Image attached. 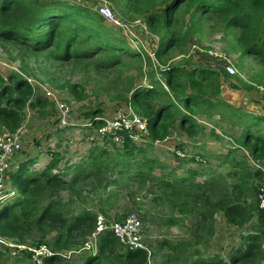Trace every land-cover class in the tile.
I'll return each instance as SVG.
<instances>
[{
    "label": "rangeland",
    "instance_id": "374dc122",
    "mask_svg": "<svg viewBox=\"0 0 264 264\" xmlns=\"http://www.w3.org/2000/svg\"><path fill=\"white\" fill-rule=\"evenodd\" d=\"M65 1L88 10L96 23L108 31L105 38L114 37L131 49H137L123 29L109 23L99 13L101 6L109 7L120 22L134 29L139 36L143 63L129 54L124 56L121 64L112 68L100 65L102 54L91 58L81 54L61 61L54 57V47L36 50L27 44L0 38V75L7 81L16 75L26 79L33 87L31 102L35 103L39 97L45 100L40 105H30L29 102L23 108L22 123L14 132L0 120V138L11 134L20 142V150L6 158L8 169L3 177L6 196L4 194L0 198V208L10 202V192L18 193L11 180L13 173L30 160L33 164L29 171L39 172L58 156V168L53 172L67 173L65 180L70 181L76 167L87 164L93 153L98 155L104 150L113 157L117 156V149L123 146L103 140L96 130L86 131L84 122L92 117L90 114L94 111L100 112L96 114L99 117H113L118 109L131 102L135 89L149 86L152 79L168 89L161 71L172 66L186 70L201 67L217 73L221 93L214 84L208 83L200 95L207 101L220 104L215 109L207 110L203 106L194 111L197 126L190 131L183 130L175 119L170 136L148 152L151 159L165 168V174L174 168L178 175L186 178L191 176L189 171L199 172L200 175L195 179L199 184L211 178L220 181L219 176L226 177L229 190L236 184L233 163H244L253 171L264 172V162L256 161L239 137L244 129L242 121L245 120V114L264 115V66L257 56L246 52L239 40V29L226 27L224 21L214 15L196 17L194 22H187L186 25L177 16L170 29L176 31L183 41L159 59L155 50L160 42V32L166 29H149L146 16L153 11H160L166 0ZM75 49L76 52L83 51V45H77ZM228 67H232L235 72H229ZM62 101L71 109L67 117L68 125H63L60 117ZM137 112L147 118L141 111ZM231 150H237V154L231 156L229 161L216 158L229 155ZM185 153L197 161L190 162L192 158L189 156L181 159L178 155ZM131 159L124 158L121 162L126 164L127 161L132 162ZM115 169L109 176L112 183L107 189L96 191L89 183L78 196L66 190L59 197L65 199L64 204H69L73 210L86 209L97 213L109 232L113 225L123 222L129 214L136 213L142 221L144 239L149 248L147 264H192L199 258L215 256L230 261L244 244L242 236L257 223L254 220L240 227L229 222L223 212H217L211 228L198 229L200 216L197 208L204 207L209 195L205 196L195 186L186 187L183 194H163L148 181L147 175L138 180L133 177L134 171L121 174L120 168ZM159 174L160 171L156 169L154 175ZM254 185L264 189V175ZM218 196V192L211 194V199L216 200ZM100 237L94 239L91 236L88 242L98 247ZM55 239L56 236L51 234L45 238L34 234L25 242L0 237V262L33 264L30 260L26 263V260L21 259L27 258L24 255L13 256L9 250L10 244L30 248L46 246L60 254L61 264H86V260L92 256L85 251L78 253L80 249L77 247L58 252L53 244ZM115 251L116 255L123 257L128 252L121 242ZM111 262L121 264L115 257ZM111 262L105 259L100 264Z\"/></svg>",
    "mask_w": 264,
    "mask_h": 264
},
{
    "label": "trees",
    "instance_id": "16d2710c",
    "mask_svg": "<svg viewBox=\"0 0 264 264\" xmlns=\"http://www.w3.org/2000/svg\"><path fill=\"white\" fill-rule=\"evenodd\" d=\"M206 15L218 16L226 27L239 29V40L246 52L257 56L264 66V0H166L160 11H153L146 16L149 29H166L165 32H160L156 57L161 59L183 41L176 31L170 29L177 16L186 25L187 22H194L196 17ZM105 29L103 25L96 23L95 17L88 10L65 0H0V38L27 44L36 50L54 47L52 53L61 61H68L81 54L90 58L102 54L100 65L112 68L121 64L124 56L129 54L143 63L141 51L131 49L114 37L105 38L109 34ZM77 45H83V51L76 52ZM161 73L168 89L152 79L149 86L135 89L131 98L135 110L141 111L148 119L151 142L141 147L125 137L123 147L117 149V156L113 157L104 150L98 155L93 153L87 164L76 167L70 181L65 180L67 173L53 172L58 168V156H55L46 169L39 172L29 171L32 160L23 164L11 179L18 193H9L10 202L0 208V237L25 242L34 234H40L42 238L51 234L56 236L53 244L58 252L74 247L81 250L88 238L95 233L99 215L86 209L79 211L69 208L70 205L64 204L65 199L59 197V194L68 190L78 196L89 183L96 191L105 190L112 183L109 176L114 173L115 168H120L121 174L134 171V179L141 180L147 175L148 181L163 194L172 192L179 195L185 192L186 187L195 186L205 196L209 195L204 201V207L197 208L200 216L198 229L211 228L217 212H223L229 222L240 227L257 220L251 231L242 236L244 244L230 261L215 256L199 258L192 264L264 263V208L260 205L262 186L259 188L254 185V182L263 178L262 170L253 171L247 164L233 163L236 184L229 190L226 177L219 176L220 181L211 178L199 184L195 181L199 172L189 171L191 176L186 178L178 175L174 168L165 174V168L158 166L148 155L154 142L163 141L170 136L175 119L183 130L190 131L197 126L194 111L203 106L207 110L215 109L220 104L207 101L200 95L208 83L214 84L221 93L217 73L201 67L186 70L175 66L164 69ZM32 96L33 87L26 79L16 75L7 81L0 75V120L7 129L13 132L18 129L23 120L22 110L29 102L30 105L45 103L41 97L32 103ZM98 113L100 112L94 111L90 116L95 117ZM263 124L264 115L245 114V120L242 121L244 129L239 136L242 145L259 162H264ZM236 154L237 150H231L229 155L216 158L229 161ZM124 158H132V162L127 161V167L121 162ZM189 161L197 159L193 157ZM156 169L160 171L159 176L154 175ZM217 192L218 198L211 199V194ZM100 236L99 254L90 256L86 264H100L105 259L111 262L114 257L121 264H147V252L128 251L124 257L116 255L115 250L120 242L114 234L105 231ZM170 248L174 250L173 247ZM1 256L0 253V261ZM21 259L26 260V263L29 261L28 258ZM60 260L61 257L55 255L51 263L61 264ZM20 263L21 261H17L14 264Z\"/></svg>",
    "mask_w": 264,
    "mask_h": 264
},
{
    "label": "built area",
    "instance_id": "2783aa9c",
    "mask_svg": "<svg viewBox=\"0 0 264 264\" xmlns=\"http://www.w3.org/2000/svg\"><path fill=\"white\" fill-rule=\"evenodd\" d=\"M99 13L108 21L109 23L120 27L125 31L126 37L133 43L134 47L141 51L140 48V38L134 29L129 27L127 24L120 22L111 9L107 6H101ZM227 70L234 73L232 67H228ZM51 93H48V95ZM60 103V110L62 117V124L68 125L67 117L70 115L69 105L62 101ZM84 129L96 130L98 135H101L103 140L109 143L123 146L125 142V137H128L134 144L145 147L151 142V132L149 129L148 119L141 116L133 107L130 102L126 107H122L117 110L113 117H91L84 122ZM164 142V141H163ZM163 142L156 141L154 146H160ZM20 150L19 139L14 135H4L0 138V198L4 197L5 186H4V173L8 169L6 164V158L9 154L14 151L18 152ZM182 159L189 156V154H178ZM192 158L191 156H189ZM3 178V180H2ZM12 195V192H10ZM16 193H13L15 195ZM1 200V199H0ZM261 207L264 208V189L261 190L260 194ZM98 227L93 233L92 237L97 239V237L103 234L106 230L104 225H102L101 218H99ZM142 221L136 213L129 214L126 219L112 226L110 232L121 242V244L128 251H145L149 252V248L146 240L144 239L142 230ZM9 250L13 256L20 257L24 255L33 264H50V260L59 253L54 252L46 246L40 248H30L24 245L10 244ZM87 252L92 255L98 253V247L92 242H87L78 253Z\"/></svg>",
    "mask_w": 264,
    "mask_h": 264
},
{
    "label": "clouds",
    "instance_id": "9594fccd",
    "mask_svg": "<svg viewBox=\"0 0 264 264\" xmlns=\"http://www.w3.org/2000/svg\"><path fill=\"white\" fill-rule=\"evenodd\" d=\"M98 252H99V246H98ZM98 254V253H97ZM90 255H92V254H90ZM59 256H60V254H59ZM92 256H96V255H92ZM52 260V259H51ZM51 260H50V264H52L51 263Z\"/></svg>",
    "mask_w": 264,
    "mask_h": 264
}]
</instances>
